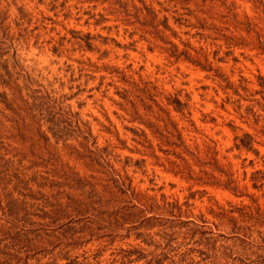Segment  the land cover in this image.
<instances>
[{
  "label": "rangeland",
  "instance_id": "374dc122",
  "mask_svg": "<svg viewBox=\"0 0 264 264\" xmlns=\"http://www.w3.org/2000/svg\"><path fill=\"white\" fill-rule=\"evenodd\" d=\"M4 60L0 157L61 186L0 196V264H264V0H0Z\"/></svg>",
  "mask_w": 264,
  "mask_h": 264
},
{
  "label": "trees",
  "instance_id": "16d2710c",
  "mask_svg": "<svg viewBox=\"0 0 264 264\" xmlns=\"http://www.w3.org/2000/svg\"><path fill=\"white\" fill-rule=\"evenodd\" d=\"M20 11L21 10L19 9V14L22 15V11L21 12ZM73 37L77 40L76 42L79 44L80 47H83L88 51L96 50L95 45H93L92 43L94 37L91 34L77 32L75 33V35H73ZM0 70H3V72H5L6 75L10 76L9 75L10 71L8 69L6 60L0 62ZM18 76L21 78L18 79L21 80V83L23 84L22 87L26 92V97H27L26 102L29 105H32V108L34 110H39L41 114L48 116L49 121L52 122L53 124H57L58 122H61L59 117L62 119L63 117L69 119L68 117L64 116L60 108L57 107L58 106L57 102L60 99L59 97L61 96L55 97L53 95V90L50 88V83H47V86L45 87L46 89L41 85H38L40 87L39 89L30 88L31 83L33 82L32 79L27 74L19 73ZM173 102H174L173 104L176 106L178 104L179 105L181 104L177 97L173 99ZM167 124L166 123L164 124V128L166 131H167ZM66 131L67 130H65L64 132ZM61 132H63V130L59 131V135L61 134ZM237 140L238 143L235 144L236 148L242 147L245 149H249L251 137L248 133H243L241 137H237ZM48 175L49 173H47L46 176H43L38 173H32V174L21 173L11 159L9 158L4 159L0 157V196L1 199L3 200L4 216L9 217L14 221H18L19 213H22V215L27 213L25 207H32L33 205H35V203L31 201H26L25 200L26 197H28L29 200H34L36 199L35 194H39L40 196L43 195V193L40 192V189L48 188L49 190L54 185L61 186L60 183H56V182L55 183L50 182L48 185H46L48 180ZM254 176L255 178H253L252 180H261L264 177V171L255 170ZM253 186H255L254 183ZM59 188L60 187L55 188L54 194L49 193V197H51L52 199H55L56 197L62 198V196L60 195L63 192H61ZM8 189L11 190L9 191ZM21 189H28L30 191L34 189V192L32 191L31 195H26L23 193H19ZM12 190L17 191V194L22 195L23 198L18 199V197L12 196ZM64 206L65 207L69 206L68 201L64 203L63 207ZM86 258L87 257H82L80 260H78V256H74L71 259L68 258L66 259H68L71 262V263L69 262L70 264H82L83 263L82 261L86 260ZM92 258H94V256H92Z\"/></svg>",
  "mask_w": 264,
  "mask_h": 264
}]
</instances>
